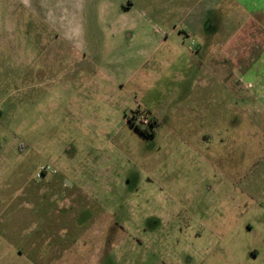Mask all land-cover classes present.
I'll return each instance as SVG.
<instances>
[{
	"label": "rangeland",
	"instance_id": "obj_1",
	"mask_svg": "<svg viewBox=\"0 0 264 264\" xmlns=\"http://www.w3.org/2000/svg\"><path fill=\"white\" fill-rule=\"evenodd\" d=\"M171 1L0 0V264H264V68Z\"/></svg>",
	"mask_w": 264,
	"mask_h": 264
},
{
	"label": "crops",
	"instance_id": "obj_2",
	"mask_svg": "<svg viewBox=\"0 0 264 264\" xmlns=\"http://www.w3.org/2000/svg\"><path fill=\"white\" fill-rule=\"evenodd\" d=\"M163 10L166 11L158 12L157 16L177 15L186 34L195 35L197 42H200L195 50L197 54L202 52L209 39H217L212 31V14L224 10L227 14L224 24L232 22L236 27L231 37L226 38L219 47L232 59L235 55L244 58L242 69L251 66V58L259 59L257 64L260 69L264 68V0H173ZM180 24L174 25V29ZM201 30L204 36L197 34ZM206 66L205 69H212V64ZM195 83L199 90L196 93L198 101L201 97L203 101H216L215 82L212 83L209 78Z\"/></svg>",
	"mask_w": 264,
	"mask_h": 264
},
{
	"label": "built area",
	"instance_id": "obj_3",
	"mask_svg": "<svg viewBox=\"0 0 264 264\" xmlns=\"http://www.w3.org/2000/svg\"><path fill=\"white\" fill-rule=\"evenodd\" d=\"M137 124H139L141 127H148L151 124V121L145 116L144 114H140L138 116H135ZM55 170L51 169L48 165H42L39 170L36 172L37 177H43L46 174L53 173Z\"/></svg>",
	"mask_w": 264,
	"mask_h": 264
},
{
	"label": "trees",
	"instance_id": "obj_4",
	"mask_svg": "<svg viewBox=\"0 0 264 264\" xmlns=\"http://www.w3.org/2000/svg\"><path fill=\"white\" fill-rule=\"evenodd\" d=\"M132 117L134 118V115H132ZM133 118H131L130 119V122L132 123V125H134L135 126V128L138 130V131H140L141 133H143V134H154V129L152 128L151 130H150V133H148V131L147 130H145V129H142V127L139 125V124H137V123H135L134 121H133ZM157 123V120L154 118L153 119V121L151 122V124H150V127L152 126V124H156Z\"/></svg>",
	"mask_w": 264,
	"mask_h": 264
}]
</instances>
